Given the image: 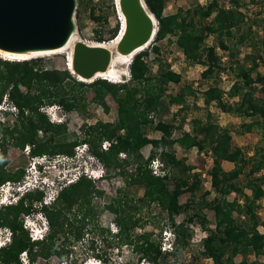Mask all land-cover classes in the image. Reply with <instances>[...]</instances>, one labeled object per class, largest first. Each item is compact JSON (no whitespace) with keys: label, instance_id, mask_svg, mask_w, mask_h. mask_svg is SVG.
I'll use <instances>...</instances> for the list:
<instances>
[{"label":"trees","instance_id":"1","mask_svg":"<svg viewBox=\"0 0 264 264\" xmlns=\"http://www.w3.org/2000/svg\"><path fill=\"white\" fill-rule=\"evenodd\" d=\"M145 2L158 21V31L153 44L165 40L168 36H175L178 48L192 64L201 62L202 46L210 35H217L220 39L219 47L227 50L225 37L231 36L234 30L240 29L245 20V16L239 10L238 0H231L234 6L228 10L220 8L219 0H213L207 8L199 7L195 11L186 12L185 16L181 9L174 15H164L165 0H145ZM262 2L264 6V0ZM192 15L200 19V25L190 18ZM213 16L209 26H201L203 21ZM118 31L119 27L116 34ZM96 43L110 44L101 37ZM149 48L133 58L130 64V80L119 84L105 79L90 83L83 82L67 70L45 68L44 60L40 57L20 61L7 60L0 56V106L6 97L18 109V122L14 128L11 130L0 128L2 138L0 141V188L9 182H20L24 177L22 171L13 175L6 171L7 148L10 140L15 142L16 147L24 149L33 146L37 137V127L38 133L39 129H43L56 133V136L66 131L63 124L55 126L48 121L46 115L40 111L44 105H59L68 113L75 110L85 111L87 106L81 102L80 97L93 91L94 103L108 111L106 98L111 96L117 104L116 123H99L89 127L84 131V139L81 142H61L56 145L54 144L56 136L52 134L46 141L38 140V148H32L31 155L33 157L44 155L73 157L76 147L88 144L90 153L99 159L109 172L120 171V174L125 175L122 170L125 164L128 166L132 161L135 162V172L128 175L125 179L126 184L144 189L145 195L139 200L140 202L148 205L158 204L168 213L176 234V244L178 242V247L173 249V251L176 250L174 254H182L190 239L187 225L194 223L195 219L207 222L205 216L196 213L193 216H187L182 223L176 224L175 221L176 217L191 208L188 203L180 204L181 196L189 194L191 198L194 197L202 184L201 178L198 175L175 178L174 189L171 190L170 177L166 174L156 176L152 165H155V162L162 164L160 171L164 173L165 169L171 166L176 169L182 167L183 163L177 159L174 151L176 144L187 150L194 147L200 150L208 148L214 160L210 178L211 187L216 194L209 207L215 214L216 222L215 231L202 242L203 256L211 259L213 264H237L235 258L241 254L245 258L238 264H260L257 261L249 262L247 256L251 253L258 258L264 252V235L258 231L260 221L257 215V203L264 199V176L256 177L264 170V150L257 148L253 156L248 158L243 149L232 145L229 130L216 124L210 113L207 114L205 121H194V135L184 134L181 138L172 139L174 125L162 121L155 122L153 114L165 107V88L170 83L180 84L182 77L173 72L170 66L161 63L159 74L152 75L145 63ZM151 51L156 55L160 52L156 45ZM248 59L251 60L248 67L238 64L232 68L237 78L227 95L231 100L238 99L237 102L230 104L225 100L223 90L216 85H211L204 92L206 107L216 103L224 113L242 119L264 120V73L259 72L260 64L253 54ZM261 59L264 63V47L261 51ZM203 63L208 68L203 73L204 77L212 74L216 69H221L214 48L207 50L206 61ZM253 74H256L255 79L252 77ZM254 83L260 86L261 98L256 96L252 88ZM192 95L194 92L191 87L184 86L178 94L169 98V105L184 107L187 98ZM25 109L35 114L28 122L22 119ZM256 126H262V123L258 120L243 122L240 127L241 133H252ZM147 129L161 133V138L149 139L146 136ZM120 131L124 132L123 136L118 135ZM200 135L202 138L199 139ZM103 143H108V148L103 150L101 148ZM146 146H151L152 150L149 156L144 158L142 150ZM121 154H126L127 159L122 161L119 158ZM131 158L134 160L131 161ZM224 162L233 164L234 169L225 171L222 167ZM183 170L189 173L192 168L183 166ZM242 175H245L248 180L244 188H240L235 183ZM246 188L251 191V195L245 194ZM234 192L242 196L243 206H240L238 200H229V196ZM95 194L100 192L96 189L94 181L88 177H81L77 182L64 187L57 201L52 205H43V194L38 191L27 196L30 204L26 207L24 202H21L16 206L1 209L0 229L9 228L13 232V238L10 245L0 249V264H23L20 259L22 254L30 256V264H36L38 258H42L47 264L52 257H57L62 263H69L74 252L70 250V244L66 247L65 243L57 244L59 240L57 234L64 232L65 227L73 226L69 215L74 207H78V216L82 215L80 222L78 221L81 225H85V221L93 217L94 208L91 207V201ZM33 202L42 205V211L50 227L48 236L37 242L31 240L20 220L21 216L30 214ZM106 210L115 216V223L119 229L116 237H119L124 245L132 247L139 257V263L143 261L148 264H168L165 258L169 256V253L162 250L160 241L153 240L151 234L132 235V232L143 222L141 218H135V214L140 211L138 206L132 207L127 200L118 198L109 203ZM236 212L247 216L246 226L241 225L234 218ZM80 238L78 236L77 239ZM179 241H182L183 245H179ZM93 255L106 263L99 254ZM85 259L87 258H83L79 263L82 264Z\"/></svg>","mask_w":264,"mask_h":264},{"label":"rangeland","instance_id":"2","mask_svg":"<svg viewBox=\"0 0 264 264\" xmlns=\"http://www.w3.org/2000/svg\"><path fill=\"white\" fill-rule=\"evenodd\" d=\"M213 0H165L164 15H174L180 9L183 16L188 11H195L199 7L207 8ZM240 12L245 16L244 24L240 29L233 31V34L229 37H225V43L228 47L227 50H223L219 47V38L217 35H210L202 46L201 62L197 64L190 63L183 52L178 48L176 44L177 38L175 36H168L165 40L153 44L154 40L150 44L148 49L149 55L145 58V63L152 75L159 74L160 63L170 66L173 72L180 74L182 77L180 84L170 83L164 90V104L165 107L158 113L153 114L155 122L162 121L164 123L173 124L175 129L173 130L172 139L181 138L184 134L194 135L193 126L195 120H206V116L210 113L213 117V121L220 127L228 129L232 136V145L244 150L246 156L250 158L253 156L254 151L257 148L264 150V120L262 119H242L235 115L224 113L218 108L216 103H212L209 107H206L204 100V92L211 85L218 86L223 90L225 94V100L230 104H234L238 99H229L228 92L236 82V74L232 71L238 64L245 65L246 67L251 64L249 56L253 54L258 59L260 64V73H264V63L261 59V51L264 47V6L262 0H238ZM219 6L223 9L233 8L231 0H219ZM118 4L116 0H76V13L74 17L76 36L74 41H83L88 44H97L99 37L108 43H113L119 36L121 30L122 21L118 12ZM197 25H200V19L196 15L190 17ZM214 16L202 22V27L209 26ZM189 19V20H191ZM119 27V31L116 34V30ZM242 39V40H241ZM153 44V45H152ZM156 45L160 52L159 55L154 54L151 50ZM209 48L215 49V54L219 58L220 70H214L212 74L207 77L203 76V73L208 69L203 62L206 61L207 50ZM147 49V48H146ZM145 49V50H146ZM71 48L65 50L62 53L42 56L45 68L49 70H69ZM118 53L117 48L114 50ZM133 61H129L127 64H123L120 67V74L114 79H108L115 84L124 83L130 80V64ZM256 78V74L252 76ZM98 80V79H95ZM94 80V81H95ZM190 86L194 95L187 98V102L184 107L169 105V98L184 87ZM253 90L258 98H261L257 83L252 85ZM81 102L87 106L84 110H75L72 112H65L59 105H44L40 111L46 115L50 123V116L47 113L54 114V110L60 108L62 111V122L66 128L63 134L57 137L54 144L61 142L72 143L74 141L81 142L84 139V131L89 127L95 126L99 123H116L117 104L114 102L111 96L106 98V104L108 111L94 103V92L89 91L80 97ZM8 114L11 117L8 119ZM18 115V109L15 105L11 104L5 97L2 105L0 106V128L13 129L14 125H8L12 120H15ZM258 120L262 123V126H256L252 133L242 134L241 125L243 122H251ZM57 125V124H54ZM119 136H123L124 132L120 131ZM146 136L151 140L161 138V133L154 131L153 129L146 130ZM199 139L202 136H198ZM47 137H44L42 133H38L39 141H46ZM0 141H2L0 135ZM88 145V144H87ZM83 146L82 144L75 148V155L73 157L67 155L55 156L56 168L53 170V176L60 177L61 179L69 180L71 184L77 181L78 174L84 169L88 172L95 171V175H103L102 178L92 179L96 189L100 194H95L91 201V207L94 208L93 217L85 221V225H81L80 222L82 215L78 216V207L72 209L69 218L73 222V226L65 227L64 232L57 234L58 245L65 243V247L70 244V250H73V258H70L69 263H62L57 257H52L47 264H81L79 263L83 258L85 264L90 259H97L93 254H99L106 263L105 264H148L147 262H138V256L133 251L131 246L124 245L119 237H116V232L119 231L116 223L115 216L106 210V206L112 203L118 198L127 200L132 207L138 206L140 211L135 214V218H141L143 222L132 232L133 236H141L144 234H151L153 240L161 242L162 250H166L169 256L165 258L168 264H213L211 259H207L203 256L202 242L208 235L215 231V214L209 207V204L213 201L216 194L211 187L210 171L214 167V160L208 148L200 150L197 147L192 149H184L178 144L174 146L177 159L183 163L184 167L192 168L189 173L184 172L183 166L179 169L170 168L165 169V173L170 177L169 185L170 189H174L173 180L176 178H184L187 176L192 177L198 175L201 178L202 184L199 191L194 197H190L189 194H185L180 198V204H190L191 208L186 209L180 216L175 218L176 224L182 223L188 216L201 214L205 216L207 222L195 219L194 223L187 225L190 239L188 245L185 246L182 254H174L173 249L178 247L176 244V234L170 220L168 213L163 210L158 204H145L140 202L144 198V189L137 186H129L126 184L125 179L128 175L135 172L136 163L133 162V158L130 160L132 163L122 168L125 175L120 174V171L114 172L107 171L102 162L92 155V161H88L85 158L87 155L82 156ZM104 146L108 148L107 143H103L101 148L104 150ZM33 146L25 147L24 149L15 146V142L10 140L7 148V164L6 171L9 174H18L20 171L24 173L22 180L26 179L27 169L34 161L39 157H33L30 153ZM90 149V146L88 145ZM152 150L151 146H146L142 150V155L147 158ZM160 152V151H159ZM49 156V155H45ZM119 158L123 161L126 160V154H121ZM157 160V159H156ZM86 161L87 163H84ZM162 163L160 160H157ZM53 164V163H52ZM152 165V164H151ZM222 167L225 171H231L234 169V165L230 163H223ZM166 168V167H165ZM151 169V166H150ZM153 173L155 169H152ZM248 171H246L247 173ZM51 176V175H49ZM264 176V170L257 174L256 177ZM53 178V177H52ZM89 178V177H88ZM21 180V181H22ZM65 181V180H64ZM248 180L245 175L240 176L235 183L244 188ZM12 182L6 183L3 188L7 190L8 186ZM1 186V187H3ZM264 188V187H263ZM10 189V187H9ZM42 192V191H41ZM49 192V190H46ZM245 194L251 195V191L247 188L244 189ZM60 191L51 194L52 198L59 195ZM209 193V195H206ZM3 193H0V196ZM45 197L44 192H42ZM230 201L238 200L240 206L244 205L242 196L234 192L229 196ZM48 202V200H46ZM52 202V201H49ZM25 207L30 204L29 200L25 199ZM32 210L30 214L36 211V207L40 206V203L33 202ZM53 204V203H52ZM36 206V207H35ZM257 215L260 221L258 231L264 235V199L257 203ZM24 216H21V221L24 220ZM234 218L243 226L247 225L248 218L246 215H240L238 212L234 214ZM22 224H24L22 222ZM71 229V231H70ZM10 232V231H8ZM12 232V231H11ZM78 232V233H77ZM5 235V234H4ZM80 236V239H77ZM3 238V233L0 231V239ZM175 238V239H174ZM179 245H183L182 241H179ZM174 254V255H171ZM29 257L26 254L21 255V261L23 264H30ZM245 257L241 254L236 256L235 262L238 264L243 261ZM247 259L249 262H259L264 264V252L258 258L253 254H248ZM99 260V259H98ZM73 262V263H70ZM104 263V262H103ZM36 264H46V261L42 258L36 260Z\"/></svg>","mask_w":264,"mask_h":264},{"label":"water","instance_id":"3","mask_svg":"<svg viewBox=\"0 0 264 264\" xmlns=\"http://www.w3.org/2000/svg\"><path fill=\"white\" fill-rule=\"evenodd\" d=\"M119 7L125 28L117 50L129 55L150 44L158 21L145 0H119ZM75 13L76 0H0V51L14 56L65 47L76 30ZM111 59L109 49L78 42L71 73L78 79L93 80L108 71Z\"/></svg>","mask_w":264,"mask_h":264},{"label":"clouds","instance_id":"4","mask_svg":"<svg viewBox=\"0 0 264 264\" xmlns=\"http://www.w3.org/2000/svg\"><path fill=\"white\" fill-rule=\"evenodd\" d=\"M118 81H113L112 83ZM47 114L51 117L50 120L53 124H57V125L63 124L61 120L62 111L60 108L54 110L53 115L51 113H47ZM106 148L107 147L104 146V149ZM81 154H82L81 158H83V155L85 156L87 155V157L84 158L88 161H92L91 158H93V156L92 155L88 156V154H90V149L88 148L87 144L83 146V151ZM55 162H56L55 158H52L50 156L44 155L42 157H39V161L36 160L33 163L35 164L34 165L35 168H33L31 164L30 167L27 169V175L25 180H22L20 182H12L9 185L10 189L7 192H4L3 191L4 187H1L0 193L3 194H1L0 196V210L5 207L18 205L21 202H24L29 194L38 191H42L46 193L44 197V201L42 203L43 205L49 206L52 205V203L54 204L57 201L59 195L55 196V198H52L51 196L52 192L53 193H57L58 191L61 192V190L64 187L71 184L70 182H68L69 180L67 179H61L60 177L53 176V172H54L53 170H55L56 168L54 166L56 164ZM84 163L87 162L84 161ZM152 167L154 168L155 165H152ZM94 173L95 171L88 172L87 169H84L80 174H78L77 181L81 177H89L90 179H97V180L103 177V175L99 176V175H95ZM20 185H25V186L23 189H19ZM46 190H49V192H46ZM46 200H48V202ZM22 222L24 223L23 224L24 229L29 233L31 240L34 242L44 240L50 232V227L42 211L41 204L39 207L38 206L36 207V211L33 214H28L27 216H24V220H22ZM0 231L3 233V238L0 239V249H1L12 243L13 232H11L9 228H2L0 229ZM85 264H105V263H103L98 259H90Z\"/></svg>","mask_w":264,"mask_h":264},{"label":"bare ground","instance_id":"5","mask_svg":"<svg viewBox=\"0 0 264 264\" xmlns=\"http://www.w3.org/2000/svg\"><path fill=\"white\" fill-rule=\"evenodd\" d=\"M116 2L118 4V9H119L118 12H119V15H120V20L122 21V31H121L119 37L113 43H110V44H107V43L88 44V43H85V42L79 41V40L75 42L74 38L76 36V32H74V34L71 36L70 40L65 45V47H63L61 49H58V50H53V51L43 52V53H36V54H20V55H14V56H11L9 54H5V53L0 51V56L2 58H4V59H7V60H20L21 61V60H29V59H32V58H38V57H42V56L44 57V56L59 54V53H62L63 51H65V50H69L71 48L72 51H71V54H70V64H69V70L71 71L72 70L71 63L73 61L74 46L78 42H83V43H85L87 45H90V46L103 47V48L109 49L111 51V53H112V59H111V63H110V66L108 68V71L98 73L93 80H89V81H86L84 79H79V80H81L83 82H89L90 83V82H93L95 79H105V80H108L110 78L114 79V78L117 77V75L120 74V70H119L120 67L123 64H127L129 61H131L138 53H140V52L144 51L146 48H148L150 46V44L152 43V41L155 39V36H156V35L154 36V38L150 42V44H148L145 47L139 48L138 50H136L132 54L123 55V54H120V53H115L114 50L117 48L118 44L120 43L121 38L123 36L122 33L124 31V28H125V17H124V15L122 14V12L120 10L119 0H116Z\"/></svg>","mask_w":264,"mask_h":264},{"label":"flooded vegetation","instance_id":"6","mask_svg":"<svg viewBox=\"0 0 264 264\" xmlns=\"http://www.w3.org/2000/svg\"><path fill=\"white\" fill-rule=\"evenodd\" d=\"M35 115L33 112L29 111L28 109H25V114L23 115L22 119L25 121V122H28V120L30 119L31 116ZM11 117V114H8V119ZM38 117V116H37ZM38 120V118H37ZM18 122V116L16 117L15 120H11L8 125L10 127V125H14V123H17ZM38 122V121H37ZM52 125H54L53 123H51ZM56 126V125H55ZM39 132L42 133L44 135V137H47L46 140H48L52 134H54L56 136V133H53L52 131H44L43 129H39ZM60 135L56 136L59 137ZM55 138V139H56ZM55 141V140H54ZM33 148H38V127H37V137L36 139L34 140V144H33ZM38 156H36L37 158Z\"/></svg>","mask_w":264,"mask_h":264},{"label":"built area","instance_id":"7","mask_svg":"<svg viewBox=\"0 0 264 264\" xmlns=\"http://www.w3.org/2000/svg\"><path fill=\"white\" fill-rule=\"evenodd\" d=\"M34 165H35V164H32V167H33V168H35ZM161 167H162V164H159V163L155 162V167H154L155 172H154V173H155L156 176H164V175H165L163 171H160ZM24 186H25V185H20V186H19V189H23ZM3 187H4V186H3ZM8 190H9V186H8V188H7L6 191H4V190H3V191H4V192H7Z\"/></svg>","mask_w":264,"mask_h":264},{"label":"crops","instance_id":"8","mask_svg":"<svg viewBox=\"0 0 264 264\" xmlns=\"http://www.w3.org/2000/svg\"><path fill=\"white\" fill-rule=\"evenodd\" d=\"M225 163V162H224Z\"/></svg>","mask_w":264,"mask_h":264}]
</instances>
